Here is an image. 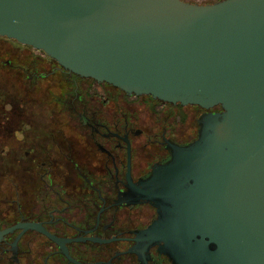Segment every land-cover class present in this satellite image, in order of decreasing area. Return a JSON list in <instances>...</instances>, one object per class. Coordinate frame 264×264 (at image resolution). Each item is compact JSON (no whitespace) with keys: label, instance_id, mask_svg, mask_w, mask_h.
I'll return each mask as SVG.
<instances>
[{"label":"water","instance_id":"95a60500","mask_svg":"<svg viewBox=\"0 0 264 264\" xmlns=\"http://www.w3.org/2000/svg\"><path fill=\"white\" fill-rule=\"evenodd\" d=\"M0 35L129 94L220 105L134 201L172 264H264V0H0Z\"/></svg>","mask_w":264,"mask_h":264},{"label":"flooded vegetation","instance_id":"af4514ba","mask_svg":"<svg viewBox=\"0 0 264 264\" xmlns=\"http://www.w3.org/2000/svg\"><path fill=\"white\" fill-rule=\"evenodd\" d=\"M221 110L129 94L0 35V264H172L133 186Z\"/></svg>","mask_w":264,"mask_h":264},{"label":"rangeland","instance_id":"374dc122","mask_svg":"<svg viewBox=\"0 0 264 264\" xmlns=\"http://www.w3.org/2000/svg\"><path fill=\"white\" fill-rule=\"evenodd\" d=\"M185 1L193 2V3L205 4V3H212V2H215L217 0H185Z\"/></svg>","mask_w":264,"mask_h":264}]
</instances>
